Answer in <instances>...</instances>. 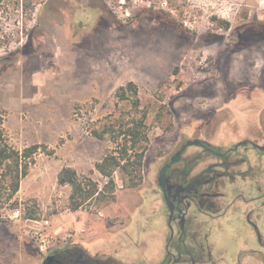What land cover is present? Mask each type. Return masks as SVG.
I'll return each mask as SVG.
<instances>
[{
  "label": "rangeland",
  "instance_id": "rangeland-1",
  "mask_svg": "<svg viewBox=\"0 0 264 264\" xmlns=\"http://www.w3.org/2000/svg\"><path fill=\"white\" fill-rule=\"evenodd\" d=\"M109 1L102 7L95 0H19L11 16L0 10L4 132L19 150L41 145L17 194L20 211H0V264H43L65 246L58 240L53 252L40 255L34 229L45 228L61 239L75 231L66 227L68 216L98 220L100 213L114 227L117 260L166 264L168 244L171 250L180 246L182 235L176 225L171 239L161 176L172 179L171 172L178 170L180 181L171 183H180L191 165V178L210 177L207 168L218 170L220 163L213 152H225L245 138L264 144V0ZM130 82L149 112L143 185L128 189L116 173L115 202L93 200L73 212L72 189L59 186L58 175L71 167L105 184L95 165L113 147L94 138L91 128L118 105L128 108L116 93ZM232 159L246 160L231 170L233 180L199 189V195L223 193L222 208L230 206L226 215L213 219L195 203L188 210L185 247L207 259L198 264H261L243 252L264 246V200L237 205L235 199L264 194V156L240 147ZM212 202L224 205L219 197ZM250 212L261 225L259 235L247 223ZM30 213L38 220L27 219ZM109 243L92 239L85 247L95 254Z\"/></svg>",
  "mask_w": 264,
  "mask_h": 264
},
{
  "label": "trees",
  "instance_id": "trees-1",
  "mask_svg": "<svg viewBox=\"0 0 264 264\" xmlns=\"http://www.w3.org/2000/svg\"><path fill=\"white\" fill-rule=\"evenodd\" d=\"M102 7H107L109 0H95ZM118 3L120 0H114ZM132 3V0H124ZM162 1V0H153ZM19 0H0V10L9 11ZM12 14L9 13V16ZM9 19V18H8ZM8 38V34L2 36ZM3 36V37H4ZM4 37V39H6ZM116 96L128 108H118L116 112L106 116L104 119L93 124L91 134L94 138L102 141H109L112 150L105 158L98 162L96 170L106 179L103 186L89 177H83L71 167H64L58 175L59 186H70L69 209L76 212L82 209L90 201L96 200L107 205L115 202L118 190L115 174L120 173L126 188L131 190L139 189L144 182V165L146 155L150 149L149 125L147 123L149 112L143 107L139 97V88L134 82L128 83L117 90ZM4 119L0 110V211L9 209L13 212L20 211V203L17 194L20 191L22 182L26 179L36 162V156L40 153L41 145L35 144L19 150L12 145L5 135ZM220 153V152H219ZM219 153L217 154L219 157ZM193 168L187 166L183 172V185L194 186L201 189L212 185L210 177L204 173L191 178ZM209 173V172H208ZM27 219L38 220L32 213ZM0 221L2 217L0 215ZM78 249V247L74 246ZM85 258L91 264H122L112 256H90Z\"/></svg>",
  "mask_w": 264,
  "mask_h": 264
},
{
  "label": "flooded vegetation",
  "instance_id": "flooded-vegetation-1",
  "mask_svg": "<svg viewBox=\"0 0 264 264\" xmlns=\"http://www.w3.org/2000/svg\"><path fill=\"white\" fill-rule=\"evenodd\" d=\"M195 144L205 149H208L207 146L200 141H196ZM240 147H244L245 149L251 148L257 150L260 153H262L264 156V144H259L258 140L256 139L245 138L243 139V141L241 140L235 143L233 147L229 148V150L219 153L220 163L218 166V170L214 169L213 166H209L207 168V171L212 174V176H210L209 179V181L212 180V185L218 183L219 180L222 181H224L225 179L233 180V176L235 175V172H232L231 170H234L235 167H237L240 163L246 162L245 159L244 160L243 159L233 160L234 158L232 159L233 155L237 154V151ZM181 154L182 152H178L176 157L180 158ZM175 159L176 158H173L172 161H174ZM167 168L169 167H165L163 171H166ZM164 175L166 174H163L160 178V186L163 193L164 202L167 205L169 222L170 220H172V228L174 230L176 228L175 227L176 225L179 226L180 234L182 235L180 236V246H176L177 256L170 253L168 261L171 262H169V264H179L184 261H188L190 264H198L199 262H204L207 260L206 258L203 257L196 258L193 255L192 251H189L190 249L188 247H185L186 242L184 240L185 238H187L188 233L186 232V230L188 223L190 222V220L188 219V210L191 207L192 203H195L197 207H199V210L201 212L212 217L213 219L218 217L222 218L223 216L226 215L227 213L226 211H228L230 206L229 208H222V206L225 207L226 203L222 205L221 202L220 205L217 206L212 202V198L219 197L220 200H223L222 197H224L225 195L223 193L214 194L209 192L210 190H206V192H203L201 195H199L198 189L195 188L194 186L187 187L183 185L184 182H187V180L184 181L183 178H181L180 183L179 182L171 183V180L173 179L180 181V177L178 176V170H173V172H171L170 176H172L171 177L172 179L169 178L170 180L167 178V176L165 177ZM208 187H211V185H209ZM240 196H242L243 198L241 199H243L246 202L264 200V194L251 199H245L246 197H244L243 195ZM251 216L252 213H249V215H247L246 217V220L250 223V226L254 228L257 235H259L260 229L258 228L256 223H253ZM172 238L173 236L171 234V239ZM74 246L78 247V249L74 248ZM74 246H65L60 251L54 252L52 254L54 259L51 261L50 264H91L88 261V259L85 258V254H89L90 256L92 255L87 250L77 245ZM208 247H209L208 259L211 260L212 248L210 246ZM167 248H169L170 250L172 248L171 244H168ZM184 249H187L188 250L187 252H189V257L187 259L184 258V252H185ZM243 253L245 255H253V254L257 255L253 259L260 258L256 250L244 251Z\"/></svg>",
  "mask_w": 264,
  "mask_h": 264
},
{
  "label": "crops",
  "instance_id": "crops-1",
  "mask_svg": "<svg viewBox=\"0 0 264 264\" xmlns=\"http://www.w3.org/2000/svg\"><path fill=\"white\" fill-rule=\"evenodd\" d=\"M240 195H242V194H240ZM240 195L237 197L238 199L237 198L235 199V202H238L237 205H239L240 202H243L244 201L243 199H241L243 197L240 196ZM222 198H223L222 201L224 203H226V200L224 199V197H222ZM245 199H247V198H245ZM78 212L79 211H76V213H78ZM250 213H252V212H250ZM254 216H255V214L252 213V216L251 217L253 218ZM100 217H101V213H100V216H99L98 220H90V218L85 217V216H82V218L80 220V218H78L77 216H75L74 218H70V216H68L67 217V221L69 222V224L66 227L74 228L75 229L74 232L76 233V237H75V240L73 241L74 242L73 244H75V245H77V246H79V247L87 250L85 246H87V244L92 239H100V240H102V239L105 240L106 239L107 241L110 240V243H109L110 246L107 245L103 251H98L97 253L91 254V255L92 256L105 255V256H112V257H114L115 255L117 256L118 252L116 250H114L115 241L112 238L113 232H111L114 227L110 223H108V222L105 223L104 220H102V218H100ZM57 220L58 219H55V220L53 219L52 222H56ZM252 221H253V223H255L254 220H252ZM50 222L51 221H49V220L46 221V223H48V224ZM247 223H248V225L250 227V223L248 221H247ZM257 226H258V228H261V225L260 224H257ZM62 230H63V228H62ZM65 233L67 234L68 232H65ZM133 243H135V242L133 241ZM263 248H264V246H262V247H260L258 249H253V250H256L258 252V255L259 256H262V259H260V258L259 259L258 258L254 259L255 261L260 262L261 264H264V251H263ZM107 249H110V252H106ZM243 249H245V248H243ZM249 249H252V248H249ZM87 251L89 252V250H87ZM249 251H251V250H249ZM250 256L252 258H254L257 255H254L253 254V255H250ZM217 262H220V259ZM121 263L122 264H127L125 261H123Z\"/></svg>",
  "mask_w": 264,
  "mask_h": 264
},
{
  "label": "built area",
  "instance_id": "built-area-1",
  "mask_svg": "<svg viewBox=\"0 0 264 264\" xmlns=\"http://www.w3.org/2000/svg\"><path fill=\"white\" fill-rule=\"evenodd\" d=\"M75 237V232H68L66 235L62 236L61 239H59L49 233L45 228H36L32 232V239L37 247V251L44 257L53 252L58 240H61L62 244L67 246L70 243H73Z\"/></svg>",
  "mask_w": 264,
  "mask_h": 264
},
{
  "label": "water",
  "instance_id": "water-1",
  "mask_svg": "<svg viewBox=\"0 0 264 264\" xmlns=\"http://www.w3.org/2000/svg\"><path fill=\"white\" fill-rule=\"evenodd\" d=\"M169 224H170L172 232H173L174 229L172 228V220H170ZM172 236L174 237V232L172 233ZM194 245H196V243H194ZM176 248L177 247H175V249H172V250L171 249L169 250V248H167L166 258H165L163 263H167L168 264L169 262H171V261H168L169 255H170V253L173 254V255H177V249ZM174 250H176V253L173 252ZM53 259H54V257L52 255H50V256H48V257H46L44 259L43 264H50Z\"/></svg>",
  "mask_w": 264,
  "mask_h": 264
}]
</instances>
